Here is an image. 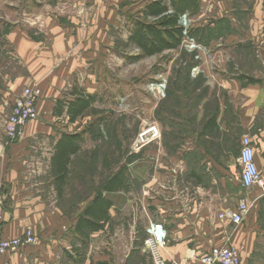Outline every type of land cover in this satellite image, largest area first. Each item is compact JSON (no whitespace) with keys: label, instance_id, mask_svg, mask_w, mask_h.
<instances>
[{"label":"crops","instance_id":"obj_1","mask_svg":"<svg viewBox=\"0 0 264 264\" xmlns=\"http://www.w3.org/2000/svg\"><path fill=\"white\" fill-rule=\"evenodd\" d=\"M26 1L20 18L16 16L17 1L0 2V198L5 216L0 236L14 239L31 230L37 243L7 254L1 264H201V253L227 244L238 248L242 264H264V193L258 186L251 190L241 186L238 161L242 138L249 137L264 183V41L259 47L251 43L252 50L233 56L242 77L238 74L239 78L223 80L221 74L219 78L213 75L214 80L206 84L214 91H229L243 113L235 127L224 123L221 109L213 128L198 125L195 144L189 138L175 155L158 156L164 159L160 164L168 165L166 169L160 166L157 170L153 159L147 162V170L138 166L137 172H131L134 169L129 166L128 188L104 194L111 203L110 220L102 229L90 232L82 244L76 225L96 192L77 196L81 203L67 216L52 176V158L66 134L83 135L79 142L86 148L87 132L61 124L70 121L67 106L77 97H97L111 81L118 83L110 77L107 64L115 53L117 58L124 57L115 47L124 41L125 25L130 27L128 5L126 0L97 4L92 0ZM153 1L157 0H147L146 5ZM61 2L67 4V13L58 15L53 9ZM164 2L169 5V0ZM31 7L37 18L34 25L39 28L30 27L26 18ZM222 52L213 50V57H221ZM32 86L43 94L38 103L40 119L29 123L23 141L8 144L5 120L16 98ZM214 91L207 103L219 99L223 104ZM228 135L239 138L236 162L226 147ZM192 149L195 153H188ZM180 162L185 172L173 186L170 169ZM225 198L230 206L240 198L254 202L242 226L218 218L227 206ZM154 222L163 224L168 234L167 246L159 256L146 248L147 230Z\"/></svg>","mask_w":264,"mask_h":264},{"label":"rangeland","instance_id":"obj_2","mask_svg":"<svg viewBox=\"0 0 264 264\" xmlns=\"http://www.w3.org/2000/svg\"><path fill=\"white\" fill-rule=\"evenodd\" d=\"M10 1H17L20 6H16L17 18L24 17L21 10L27 1ZM126 1L130 27L125 25L124 41L115 47L124 57L119 55L117 58L116 53L112 54L107 64L110 77L118 83L111 81L107 90H99L95 102L75 123L61 124L80 130L82 134L84 130L88 133L86 148L81 149L73 161L65 186L58 191L62 210L67 216L76 205L79 207L81 201L77 196L84 198L89 190H100L110 174L123 165L129 164L134 169L131 172H137L138 166H145L144 170H147V162L153 159L154 165H158L157 170L160 166L166 169L168 165L160 164L164 159H158V156L175 155L189 138L195 144L198 125L211 116L219 117L221 109L224 110V123L235 127V120L241 119L243 113L229 91L222 87L214 91L206 84L214 80L213 75L219 78L221 74L223 80L230 79L229 76L242 77L233 56L252 50L251 43L259 47L264 41V13L263 17L260 14L264 11V0H197L196 12L190 10L180 19L184 27L181 46L160 55L139 58L140 51L129 38L134 22L143 18L147 0ZM60 6L62 8L56 9ZM64 6L67 7L65 2L57 4L53 12L67 13ZM31 8L26 10V18L30 27H38L29 22L37 19ZM213 50L225 52L216 58ZM213 91L223 104L219 99L216 103H207V96ZM154 126L160 130L161 139L136 153L134 145L139 134ZM225 140L226 147L232 151L233 162H236L239 138L228 135ZM192 150L188 153H195V149ZM171 182L173 186L178 185L175 177ZM147 235L149 237L148 230Z\"/></svg>","mask_w":264,"mask_h":264},{"label":"trees","instance_id":"obj_3","mask_svg":"<svg viewBox=\"0 0 264 264\" xmlns=\"http://www.w3.org/2000/svg\"><path fill=\"white\" fill-rule=\"evenodd\" d=\"M197 9V0H169V5L164 0H157L146 5L142 12L143 18L134 22V28L129 38L130 42L140 51L138 57H152L178 49L184 40V27L180 24V19L186 11L188 13L191 10L195 13ZM248 80L256 82L251 78ZM95 98L79 96L74 102H71L67 106L70 122L75 123L83 116L95 102ZM57 107L60 108L59 105ZM216 118L214 115L207 119L205 129L213 128L216 125ZM83 140L81 134H66L57 144L52 158V176L56 180L58 190L65 186L72 157L81 152L82 147L79 141ZM128 177H131L129 164L123 165L117 172L110 174L102 188L96 192L94 199L88 204L76 225L75 230L76 233H81L82 244H85V238L90 232L102 229L104 224L110 220L108 211L111 203L104 198V194L127 189ZM67 255L70 254L67 253ZM80 262L83 261L78 260V263Z\"/></svg>","mask_w":264,"mask_h":264},{"label":"built area","instance_id":"obj_4","mask_svg":"<svg viewBox=\"0 0 264 264\" xmlns=\"http://www.w3.org/2000/svg\"><path fill=\"white\" fill-rule=\"evenodd\" d=\"M101 1L93 0L95 3H100ZM29 22L36 24L37 20H29ZM157 89L160 90V88ZM158 92L161 93L160 91ZM42 95V90L39 87L32 86L25 88L16 98L11 113L7 116L4 124V135L8 144H16L23 141L26 138V129L29 123L39 120L38 103ZM160 137V130L156 126L144 129L139 134L138 140L134 145L135 152H141L146 146L160 140ZM241 144L238 158L241 170V186L246 190H251L254 186H258L264 193V183L256 161L252 140L249 137H244ZM177 166L178 168L176 169ZM184 171L185 168L182 162H180V165L170 169L172 177H175L177 181L180 174ZM223 201L227 206L220 212L218 218L222 221H229L234 227L242 226L254 208V202L248 198H240L234 201L235 204L232 203V206H230L229 198H225ZM4 219L3 200L0 198V233L4 225ZM148 234L146 248L153 254L158 255L159 251L167 246V231L163 224L154 222L150 224ZM36 243L37 240L31 230H28L25 236L14 239H3L0 236V264L7 254H14L24 246ZM198 260L201 264H242L238 248L231 244L212 246L206 252L201 253ZM175 264H186V261Z\"/></svg>","mask_w":264,"mask_h":264},{"label":"bare ground","instance_id":"obj_5","mask_svg":"<svg viewBox=\"0 0 264 264\" xmlns=\"http://www.w3.org/2000/svg\"><path fill=\"white\" fill-rule=\"evenodd\" d=\"M160 87V86H159Z\"/></svg>","mask_w":264,"mask_h":264}]
</instances>
